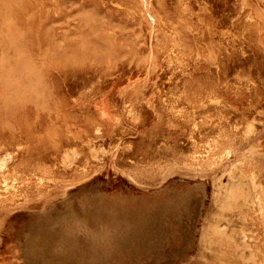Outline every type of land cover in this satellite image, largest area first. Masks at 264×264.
<instances>
[{"label": "rangeland", "instance_id": "1", "mask_svg": "<svg viewBox=\"0 0 264 264\" xmlns=\"http://www.w3.org/2000/svg\"><path fill=\"white\" fill-rule=\"evenodd\" d=\"M0 264H264V0H0Z\"/></svg>", "mask_w": 264, "mask_h": 264}, {"label": "bare ground", "instance_id": "2", "mask_svg": "<svg viewBox=\"0 0 264 264\" xmlns=\"http://www.w3.org/2000/svg\"><path fill=\"white\" fill-rule=\"evenodd\" d=\"M3 164V163H2ZM217 231V229H215ZM215 232V231H214ZM216 233V232H215ZM221 233V232H220Z\"/></svg>", "mask_w": 264, "mask_h": 264}]
</instances>
